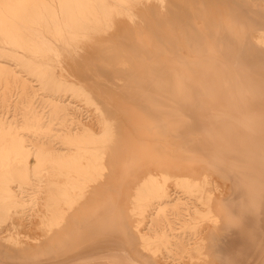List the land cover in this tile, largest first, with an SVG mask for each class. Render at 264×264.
Instances as JSON below:
<instances>
[{
	"label": "bare ground",
	"instance_id": "bare-ground-1",
	"mask_svg": "<svg viewBox=\"0 0 264 264\" xmlns=\"http://www.w3.org/2000/svg\"><path fill=\"white\" fill-rule=\"evenodd\" d=\"M0 87V264H264V0H0Z\"/></svg>",
	"mask_w": 264,
	"mask_h": 264
},
{
	"label": "rangeland",
	"instance_id": "rangeland-1",
	"mask_svg": "<svg viewBox=\"0 0 264 264\" xmlns=\"http://www.w3.org/2000/svg\"><path fill=\"white\" fill-rule=\"evenodd\" d=\"M19 74L18 75H22L23 76V78H28V74H26V72H24V71H19L18 72ZM30 77V76H29ZM70 78L71 79H73V80H78L76 77H73V76H70ZM30 79H33V77L32 78H30ZM34 83H36V84H38V82H36V81H33ZM32 83V82H31ZM33 84V83H32ZM37 86V85H36ZM5 92V89L3 88V87H0V94H3V92ZM40 92H43V90H40ZM43 94V93H42ZM49 96H46V97H43V99L42 98H40L39 99V102H40V104H47L48 105V107H50V105L47 103L48 101H49V99L50 98H48ZM1 103H4L5 105H6V102L5 101H3V99H0V104ZM104 105V108H107V106H106V103L105 104H103ZM84 106H86V107H84L83 108V110H82V114H83V117H85V116H87L89 113H93V109H94V106H90V105H84ZM48 107H47V109H48ZM6 107H4V106H2L1 105V108H0V111L1 112H4V111H7V109H5ZM91 109H92V112H91ZM117 110L116 109H114V111H113V115H111V117H113L114 115H118L117 113L118 112H116ZM85 112H87V113H85ZM12 114H19V116H22L24 113H25V109L23 108V106L22 105H18L17 107H15L14 109H12V112H11ZM10 113V114H11ZM85 119V118H84ZM88 119V118H87ZM94 120H96V118H94L92 121L93 122H95ZM96 124V123H95ZM56 129L57 128H60L61 126L60 125H57L56 124ZM96 130L99 128L98 127V125L96 124V127H94ZM29 131V130H28ZM29 133H30V131H29ZM45 139V138H44ZM53 143H56V145L57 146H60V147H64V145L61 143V141H59V140H54L53 141ZM230 148H233V147H230ZM32 161H33V159H32ZM155 168V167H154ZM200 168L202 169H205V170H188L187 169V171H188V174H191L192 176H197V175H199L200 173H205V174H209V176H210V178H211V181H214V187L216 188V195H219V192L222 190L223 192H224V196L226 195L227 197H229L230 198V195H231V192H232V190H233V183H232V180L231 179H229L228 178V176L230 175V170H215V169H210L209 170V168H208V170L206 169V168H204L203 166H200ZM158 168H155V170H157ZM241 170H246V169H241ZM144 171V170H143ZM168 171H172V170H168ZM211 187H213V185L211 186ZM236 198V197H235ZM229 209H230V206H229ZM233 209V208H232ZM255 223H258L257 221L255 222ZM257 227L259 226L260 228L262 227V224H257L256 225ZM235 225H234V231H236V229H235ZM241 227V226H240ZM238 230H240V231H242L241 230V228L240 229H238ZM233 231V232H234ZM41 234V231H39L38 232V234ZM229 235H232V233L231 234H229ZM229 235H227V233H224V231L222 232V236L221 237H219L218 238V240H217V243H219V245H220V243L224 240V241H227L228 240V238L230 237ZM229 241H230V238H229Z\"/></svg>",
	"mask_w": 264,
	"mask_h": 264
},
{
	"label": "clouds",
	"instance_id": "clouds-1",
	"mask_svg": "<svg viewBox=\"0 0 264 264\" xmlns=\"http://www.w3.org/2000/svg\"><path fill=\"white\" fill-rule=\"evenodd\" d=\"M239 130L242 131V132H245V133H250L252 131V129L249 127L248 124L246 123H242L240 126H239Z\"/></svg>",
	"mask_w": 264,
	"mask_h": 264
}]
</instances>
